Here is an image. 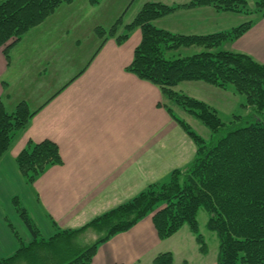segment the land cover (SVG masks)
Here are the masks:
<instances>
[{
    "label": "trees",
    "instance_id": "obj_1",
    "mask_svg": "<svg viewBox=\"0 0 264 264\" xmlns=\"http://www.w3.org/2000/svg\"><path fill=\"white\" fill-rule=\"evenodd\" d=\"M75 1L1 2L0 49H4L8 65L10 50L17 42L43 24L61 6ZM99 2L91 0L94 5ZM251 2L254 3L252 10ZM251 2L191 0L188 4L177 6L148 2L125 26L123 33H119L121 19L109 31L102 28L96 30L102 42L88 65L108 39H115L117 45L122 46L136 29L141 30V43L135 49L133 61L126 71L160 89L163 100L159 106L193 141L195 157L186 169L172 171L165 180L150 185L132 200L94 219L86 227L58 230L49 239L42 237L19 199L14 198L13 205L33 240L28 245L21 244L14 255L0 258V264H18L20 259L27 258H30L29 264H39L36 252L44 245L54 247L57 260L52 264H91L100 245L129 231L149 216H152L161 241L170 239L188 225L196 236L201 253L206 254L207 245L200 234L198 222L202 209L209 214L208 229L215 232L219 239L216 264H264V119H261L264 118V64L247 54L223 49L225 43L235 41L248 32L254 24L253 19L230 31L201 36L174 34L154 24L180 8L212 7L217 12L264 18V0ZM190 47H201L204 51L176 59L165 56L167 51ZM186 82H202L225 91L233 88L234 93L245 96L244 106L252 114L237 116L229 125L224 124L215 108L175 90ZM174 107L200 121L212 133V138L207 141L197 134L175 113ZM38 112L39 109L32 111L24 101L13 111H8L3 99H0V160L17 137L27 130ZM16 164L26 182L33 185L49 168L62 166L63 159L56 143L50 140L40 143L29 141L16 158ZM89 229L98 233L96 243L69 248L68 238L82 235ZM173 263L174 257L170 252L160 253L153 261V264Z\"/></svg>",
    "mask_w": 264,
    "mask_h": 264
},
{
    "label": "crops",
    "instance_id": "obj_2",
    "mask_svg": "<svg viewBox=\"0 0 264 264\" xmlns=\"http://www.w3.org/2000/svg\"><path fill=\"white\" fill-rule=\"evenodd\" d=\"M190 1L153 0L169 6ZM247 18L217 12L212 7L180 8L155 21V25L185 35L188 33H183L179 24H173L183 23L190 27V35L201 36L230 31L236 27L221 31L225 21L237 26V21L246 22ZM253 22L248 32L225 43L223 49L247 54L264 64V18L253 16ZM215 25L218 31L214 32L211 28ZM141 40L140 29L122 46L108 39L74 81L77 75L65 83L62 75L57 78V73L46 69L43 72L48 82L42 85L41 76L31 69L17 77L11 70L13 58L8 65L4 49H0V99L6 95V109L12 111L22 101L32 111L39 109L27 130L0 160L1 259L14 255L21 244L28 245L33 240L13 205L14 198L19 199L42 237L49 239L58 230L86 227L150 185L165 180L172 171L186 169L192 163L196 146L159 106L163 100L160 89L126 71ZM17 80L20 85L12 88ZM186 83L175 90L184 93L182 85ZM211 87L198 86L217 98L227 93ZM45 140L58 145L63 165L49 168L29 185L16 158L29 141ZM161 242L149 216L100 245L91 264H153L161 253Z\"/></svg>",
    "mask_w": 264,
    "mask_h": 264
},
{
    "label": "rangeland",
    "instance_id": "obj_3",
    "mask_svg": "<svg viewBox=\"0 0 264 264\" xmlns=\"http://www.w3.org/2000/svg\"><path fill=\"white\" fill-rule=\"evenodd\" d=\"M3 1L0 0V3ZM148 2H153V0H100L99 4L95 5L91 3V0H76L71 5H63L54 15L40 26L32 29L11 48L10 55L13 58L11 70L19 77V74L24 73L25 69H31L37 73L36 76L38 74L41 76L39 82L41 85L48 82L45 80L43 71L46 69L48 72L52 70L58 74L57 78L62 75L65 83H67L86 67L100 46L102 40L98 37L96 30L102 28L109 31L121 19L122 25L119 28V33H123L125 26L134 20L142 7ZM250 8L251 10L254 9V3L251 2ZM131 19L133 20L131 21ZM250 19H253V17L247 18L246 22ZM128 21L131 22L127 23ZM242 23H245V21L240 20L235 24L239 26ZM173 24H179L181 31L188 33L185 35L191 34L189 32L190 27L187 24L178 22ZM224 24L221 31L228 30L230 27H237L229 24V21H225ZM217 27L218 25H215L211 29L215 32L218 31L216 30ZM95 38L98 41L95 42ZM202 51L204 49L201 47L181 48L175 51H167L165 56L167 59H176L192 56ZM18 83L19 80L16 81L17 85L12 86V88L19 86ZM200 84L209 86L202 82L186 83L182 85V89L185 91L183 94L200 101L205 100V103L218 111L224 124L229 125L237 116L248 117L252 114L244 106L246 104L245 96L234 93L233 88H229L227 93H221L223 94L222 98H217L211 92L199 89ZM5 98L3 97V101ZM179 110L174 107V111L178 113L177 115L184 119L197 134L207 141L212 138V133L200 121L185 112L180 113ZM208 220V212L204 209L200 210L198 215L199 231L207 245L206 254L201 253V247L196 240V236L191 232L188 225H185L181 231L167 241L160 243L161 253H172L174 257L173 264H216L219 255V239L215 232L208 229ZM98 239V234L90 229L87 233L68 238L67 241H69V248H77L92 245ZM53 249L52 245H44L36 252L39 264H52L53 261L57 260ZM29 259H20L18 264H29ZM54 264H57V262Z\"/></svg>",
    "mask_w": 264,
    "mask_h": 264
}]
</instances>
